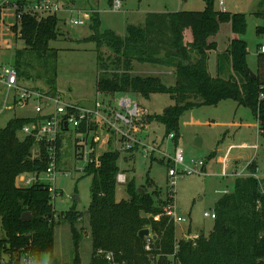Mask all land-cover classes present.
<instances>
[{"label":"trees","instance_id":"obj_1","mask_svg":"<svg viewBox=\"0 0 264 264\" xmlns=\"http://www.w3.org/2000/svg\"><path fill=\"white\" fill-rule=\"evenodd\" d=\"M202 12L150 13L143 26L130 25L124 37L112 30H100L98 13L91 16L93 34L84 40L96 44L98 94L115 96L130 94L149 99L154 94L170 95L175 105L162 115L148 118L164 127L165 137L174 133L179 139V122L184 113L195 107L219 106L233 101L248 108L258 121L264 135V54L258 55V69L252 76L248 65L247 17L241 13L221 11L217 0H202ZM114 0H108L112 7ZM263 25L256 28L258 36H264V11L256 13ZM57 18L23 21V50L15 53L14 66L21 82H43L48 95L58 94L59 50L50 47L64 35ZM223 25H229L236 36L228 49L216 58V76L209 72L210 54L216 50L215 38ZM189 31L192 41L186 43ZM107 47L112 55L106 60L102 49ZM164 65L175 70L176 83L167 86L158 76L133 74L134 65ZM38 90V89H37ZM43 91V90H41ZM43 117L11 119L0 129V219L5 238L0 248L19 242L27 244L31 239L36 256H54V210L48 185L35 183L20 187L17 179L23 174L40 175L48 167L44 145L32 137H23L22 128ZM59 155L62 140L57 143ZM138 146L132 151L135 152ZM77 151V150H76ZM77 156V153H76ZM121 158L115 151L105 152L96 164L89 165L86 176H92L91 203L87 212L90 227L93 264H103L94 258L96 251H113L127 264H264V180L253 175L236 178L232 193L224 194L215 204L216 219L209 235H201L194 244L180 240L176 246V226L169 217L160 221L149 218L163 213V204H156L157 189L152 193L141 191L135 178L126 185L127 199L117 202V176ZM122 159V160H121ZM255 173V165L249 167ZM149 185L153 181L147 180ZM30 212L32 220L22 221V215ZM142 213L146 217H142ZM82 214L72 209L63 214L70 224L74 264L80 263L79 245L83 239L76 224ZM158 237L157 261L144 250L145 242L139 232L148 228ZM22 237L18 239V235Z\"/></svg>","mask_w":264,"mask_h":264},{"label":"rangeland","instance_id":"obj_2","mask_svg":"<svg viewBox=\"0 0 264 264\" xmlns=\"http://www.w3.org/2000/svg\"><path fill=\"white\" fill-rule=\"evenodd\" d=\"M67 1L76 9L87 10L91 15L98 13L101 32L112 30L121 37L126 35L128 26H143L150 13L202 12L205 9L202 0H121L122 8L115 12L112 11L108 0ZM221 1L223 6H220ZM216 8L246 15L248 29L244 40L248 43L247 61L252 73L256 74L257 48L264 44V36L256 34V28L263 25L262 19L256 16V13L264 11V0H217ZM4 21L5 24L0 23V44L4 49L5 63L14 64L16 51L23 50L25 43L11 30L13 16L5 15ZM90 26L91 19L85 26L79 27L60 23L59 28L64 35L58 42L50 43V47L59 50L57 95L63 102L80 107H91L97 94L96 44L84 41L93 34ZM226 27L230 26H222L220 40L227 34ZM102 53L105 60L112 55L107 47L102 49ZM208 66L210 74L215 77L216 53L210 55ZM134 71L135 75L158 76L167 86H174L176 83L175 70L164 65L135 63ZM22 84L43 92L49 91L43 82ZM132 97L140 105L139 124L134 128L133 135L145 144L153 146L154 150L151 154H146L140 148L123 155L129 156V161L127 163L122 159L120 161V173L126 176V184L125 186L117 184V202L127 199L126 185L130 179L135 178L139 189L149 193L157 189L158 195L155 198L157 205H162L165 201L170 202L175 206L178 216L185 219V222L179 224L174 222L176 246L180 240H185V236L209 235L215 220L206 218L204 214L214 211L216 202L225 192H233L236 178L253 175L259 180H264V135L259 129L257 119L248 108L233 101L223 102L219 106L195 107L181 117L179 139L167 141L164 127L155 121L150 122L148 118L162 115L165 109L173 107L175 102L171 96L154 94L149 99ZM35 106L36 102L32 100L23 109L14 108L12 103L4 107V93L0 90V112L4 110V113L0 114V129L13 118L35 117ZM79 138V134L72 127L62 134L59 171L51 184L57 190L53 200L57 216L54 256L58 262H74L70 224L63 219V214L74 209L83 215L76 224L83 237L79 245V264H88L93 257L87 216L93 178L81 171L86 164L76 156ZM198 139L201 141L200 146L196 145ZM99 140L96 148L100 155L115 147V138H104L100 135ZM176 148L182 150L185 163L184 166H176L181 173L177 176L173 192H170L168 172L175 167L173 157ZM200 162L205 165L203 170L202 167L196 168ZM252 164L255 165L253 174L249 170ZM185 168L195 170V173L184 175L182 171ZM148 179L153 181L152 185L147 183ZM75 197H78L80 202L74 201ZM162 206L164 208V204ZM4 238L5 233L0 219V239ZM177 253L174 252L171 257ZM159 257L160 255H157L156 259ZM48 259L49 255L43 254V262Z\"/></svg>","mask_w":264,"mask_h":264},{"label":"built area","instance_id":"obj_3","mask_svg":"<svg viewBox=\"0 0 264 264\" xmlns=\"http://www.w3.org/2000/svg\"><path fill=\"white\" fill-rule=\"evenodd\" d=\"M223 6V2H220ZM122 8L121 0H114L112 11H119ZM5 15H12L14 23L11 30L14 31L20 38L22 36L23 21L27 18H32L37 21L48 18H57L60 23L67 24L71 27L85 26L91 18V13L87 10L76 9L67 0H0V23L5 24ZM0 44V90L4 93V107L12 103L14 108H25L32 100L36 102V116L43 117L37 121L25 125L22 128L21 135L23 137H32L36 143L43 144L47 153L48 167L43 174L32 175L23 174L17 179V184L20 187H31L35 183L48 185L51 195V203L57 194V190L52 186V180L55 179L59 171L60 155L58 152L57 143L62 139V134L69 131L72 127L80 138L77 145V158L84 161L86 166L81 171L85 172L86 168L91 164H96L100 155L96 145L100 142V135L104 138H115V147L108 151H115L121 154V158L125 153L133 151L137 146L140 150L147 154H151L153 146L140 141L133 135L134 128L139 124L140 105L130 94H116L115 96H107L98 94L94 104L91 107H80L78 105L63 102L59 95L50 96L47 92L32 89L22 84L19 79V73L14 64L5 63L4 49ZM261 53L264 54V46L261 47ZM264 95L261 94V99ZM12 108V107H10ZM4 113L2 109L0 114ZM175 134L168 135L167 141H174ZM99 144V143H98ZM157 148V147H156ZM107 151V152H108ZM174 168L168 172L170 179L171 191L176 185L178 174L181 172L176 169V166H184L185 159L181 149L176 148L173 157ZM196 165V164H195ZM197 169L202 167L204 163L197 164ZM195 173V170L185 168L182 174L186 175ZM117 184H126V176L119 173L117 176ZM55 185V184H54ZM227 194V192H225ZM224 193V194H225ZM53 195V196H52ZM53 210L55 213L54 205ZM169 217L170 220L179 224L185 222V219L178 216L175 206L167 202L164 205L163 213L160 215H150L149 218L155 221H160L162 216ZM206 218L215 220L216 214L206 212ZM81 220V219H80ZM53 221L57 222V216L54 215ZM149 229V228H148ZM152 231L150 235L145 237L144 250L152 260L157 261V252L160 248L157 247L158 237L155 239ZM18 239L22 237L20 234ZM199 236H185L188 242L196 240ZM31 239L29 243L11 245L6 244L0 248V264H54L50 258L43 262V254L39 257L32 250ZM179 250V245L176 246L175 252ZM93 258V257H92ZM94 258L103 262V264H127L120 260L118 255L113 251L98 250ZM57 264H74L58 262ZM88 264H93L91 259Z\"/></svg>","mask_w":264,"mask_h":264},{"label":"crops","instance_id":"obj_4","mask_svg":"<svg viewBox=\"0 0 264 264\" xmlns=\"http://www.w3.org/2000/svg\"><path fill=\"white\" fill-rule=\"evenodd\" d=\"M223 11H225V10H223ZM160 13H164V12H160ZM227 29V34L226 35H224V37L223 38H221V40H220V37H221V31H220V33L218 34V36L215 38V43H216V50L215 51H213L214 53H216V58H217V55L218 54H221V53H224L227 49H228V47H229V43L231 42V40H233V39H235L236 38V36L232 33V31H231V29H230V27H226ZM221 30H222V28H221ZM185 37H186V43H188V42H191L192 41V35H191V33L189 32V31H187L186 33H185ZM221 41V42H220ZM261 44V43H260ZM259 44V45H260ZM262 46H264V44L262 45ZM261 46V47H262ZM261 47L259 48H257V57H258V55L259 54H261ZM212 52V53H213ZM211 53V54H212ZM210 54V55H211ZM133 73H135V71H133ZM97 96H98V92H97V94H96V98H97ZM36 116V115H35ZM180 141V140H179ZM179 143V142H178ZM205 168V167H204ZM258 169H259V167H258Z\"/></svg>","mask_w":264,"mask_h":264},{"label":"water","instance_id":"obj_5","mask_svg":"<svg viewBox=\"0 0 264 264\" xmlns=\"http://www.w3.org/2000/svg\"><path fill=\"white\" fill-rule=\"evenodd\" d=\"M252 76L253 77H256L254 73H252ZM169 109V108H168ZM168 109H165V111H167ZM196 145L197 146H200L201 145V141L198 139L197 142H196ZM141 191H144L143 189H140ZM74 201H77V202H80L79 198L75 197L73 198ZM142 217L145 218L146 217V214L145 213H142ZM32 220V215L30 212H26L22 215V221H25V222H28V221H31ZM150 235V229L148 228H145L143 230H141L139 232V238L144 241L145 237L149 236ZM154 238L156 239L157 237L154 236Z\"/></svg>","mask_w":264,"mask_h":264}]
</instances>
